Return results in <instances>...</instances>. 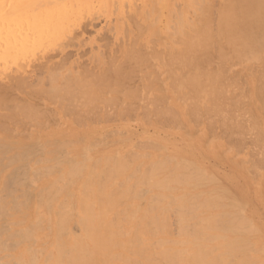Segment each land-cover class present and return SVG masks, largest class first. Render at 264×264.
Listing matches in <instances>:
<instances>
[{"label":"bare ground","instance_id":"obj_1","mask_svg":"<svg viewBox=\"0 0 264 264\" xmlns=\"http://www.w3.org/2000/svg\"><path fill=\"white\" fill-rule=\"evenodd\" d=\"M16 1L13 7L8 1L7 6H11L6 9L1 4L3 0L0 1L1 62L5 65L9 57L6 63L4 58L11 54L10 60L13 58L15 64L18 59L25 60L16 65L11 61L14 69L0 75V264H264L262 222L259 219L256 222L258 217L253 213L254 219L252 208L249 210L255 200L264 203V173L259 176L256 173L261 171L259 160L246 165L230 158L232 152L220 138L222 133L227 137L232 136L234 130L239 132L240 128L242 131L238 112L244 108L243 103L250 105L247 99H243L248 88L242 96L243 89L236 83L238 79L229 74L235 65L239 70L250 71L246 80L251 90L252 113L256 117L248 107L252 114L249 118L257 119L252 124L257 130L253 132H258L255 133L257 139L259 133L264 137V0H22L23 4ZM94 1L100 7V10L96 7L100 12L95 9L97 15L102 10L108 15L102 11L103 19L109 18L106 25L114 16L112 24L116 21L118 25L114 26L120 29L131 24L128 47L122 44L121 61L113 54L110 58L107 55V59L97 53V72H87L88 69L83 68L77 73L64 75L61 73L63 61L70 57L66 49L74 42L80 44V37L86 29L93 27L91 20L95 19H84L78 24L83 28L72 31L73 18L78 20V16L72 14L83 6L96 4ZM69 17H73L69 19L73 26L69 25L70 31L67 32L64 27ZM127 17L129 23L124 25ZM137 19L141 21L138 23ZM40 26L46 31L48 27L53 30L44 33ZM102 28L95 32L99 35L105 30ZM54 29L67 32V35L61 32L60 36L64 37L59 36L62 40L53 48L54 52L51 51L53 55L43 51L45 54L39 60L23 59L24 55L16 58L17 51L28 53L31 48H37L43 36L45 38L44 34L50 35L49 30L53 32ZM32 42L34 47L30 46ZM141 42L147 45L144 47ZM57 54H60L58 59H54ZM151 68L164 72L166 75L162 72L157 75H165V79L161 81L157 75L152 76ZM148 69L150 72L145 71L141 87L138 85L136 89L141 88L142 93L146 91L142 96L148 98L145 102L151 106L146 108L143 104L137 111L153 116L154 121L162 122L161 125L163 122L183 124L186 128L183 132L191 135L189 140L186 133H181L186 139L184 144L180 142L184 149L175 144V138L168 136L164 137L165 140H157L163 146L155 149V142V150L151 148L153 151L148 156L145 150V156L133 152L132 146H128L131 143L128 137V142L121 140L120 146L117 143L116 147L97 151L101 139H92L97 140V145L90 142V138L102 130L98 125L99 129L86 126L80 131H71L72 128L58 131L60 138L82 135L80 137L85 139L84 143L70 148L71 155L66 158L67 147L71 146L67 138L56 144L54 140L58 139L52 140L46 135L55 136L49 130L42 133H46L45 136L31 135L32 128L28 130L33 126L31 122L38 128L43 117V122L52 123L51 118L55 115L65 120L63 114L66 117L71 113L79 123L77 126L81 123L84 127V124L107 121L114 113L119 118L127 111L128 114L130 110L135 111L133 102L128 103L129 100L135 101L134 98H128H132L136 90L130 89L129 83L126 85L125 82L134 74L135 77L138 71ZM155 83L160 89L159 94L153 91L158 96L152 98L149 92ZM234 88H239L240 94ZM19 91L24 97H16ZM113 91L118 96L107 99L106 93ZM67 99L71 100L65 103ZM117 99L128 102L114 106ZM52 102L58 107L62 105V110L56 106L53 108L56 113L52 114L53 117L50 115L52 107H43ZM110 103L116 107L111 114ZM17 111L24 118L27 114L28 121L26 118L18 120ZM36 113L39 114L35 117L42 116L40 121L37 119L38 123L29 118ZM54 118L57 122V117ZM191 118L200 125L196 132ZM247 124L244 122L245 126ZM216 127L220 128L217 133L220 139L215 138L216 135L211 137L213 140H207V133L217 132ZM124 128L127 127L124 125ZM173 134L169 132L170 136ZM154 135L156 133L151 134ZM159 137L163 138L162 135ZM56 145L57 152L63 156L62 161L57 157L54 159L55 155L58 156ZM32 146L40 149H34V154L30 149ZM47 147H54V151ZM46 149H50L48 155L43 154ZM205 153H212L234 167V172L222 173L227 183L219 178L216 170L213 169L217 174L207 168L212 165V159ZM217 159H213L212 167L219 164ZM23 170L24 179L14 174ZM31 173L36 176L34 179L37 178L34 186L29 185ZM15 187L22 191L15 190L21 196L11 190ZM2 191L6 195L1 194ZM6 207L12 211L8 213L9 220L1 223L6 217L3 214L7 212ZM173 225L175 232L171 228Z\"/></svg>","mask_w":264,"mask_h":264},{"label":"rangeland","instance_id":"obj_2","mask_svg":"<svg viewBox=\"0 0 264 264\" xmlns=\"http://www.w3.org/2000/svg\"><path fill=\"white\" fill-rule=\"evenodd\" d=\"M1 1V0H0ZM11 2V1H13V0H3V3L1 2V4L4 6V9H6L5 7H10L11 5L9 4V6H7L8 5V3L9 2ZM15 1V0H14ZM14 1H13V3L11 2V4H12V7H13V4H14ZM20 4H23L22 3V0H17ZM16 1V2H17ZM5 2H6V4H5ZM8 2V3H7ZM15 2V3H16ZM23 2H25V1H23ZM96 1H94L93 3H95ZM17 4V3H16ZM6 5V6H5ZM95 5V6H94ZM2 6V7H3ZM14 6H16L15 4H14ZM17 6H18V4H17ZM94 6V7H93ZM86 8V9H84V8ZM83 7H81V9L79 8V10L81 11V13L80 12H78L79 10L77 9V11H75L76 13H78L77 15H76V13L73 15L72 14V16L74 17H76V16H78V17H76V19H78V20H80L81 18L83 19H81L80 21H78V20H76L75 21V18H73V17H69L68 18V21H69V19L71 18V20H72V18L74 19V21L72 20V22L74 23V26L71 24L72 22L71 21H69V23H68V21H65V22H67V23H65V27L64 28H67L66 29V31L68 32V31H70V27H69V25L72 27V31H79V29H81V28H83V25L82 26H80V27H78V24L82 21V22H84L85 20H89V18L90 19H92V18H95L93 21H95V23H96V21H97V23H96V27L94 26L95 25V23L91 20V22L93 23V27L91 26V27H89V28H92V29H86L85 30V32L83 33V35L80 37V39H81V42H80V44L78 45L76 42H74L73 43V45L71 44V47H69L68 46V49H66V51L70 54V57L67 59V60H64L63 61V68H62V70H61V73L62 74H64V75H69L70 74V72H73V73H77L78 71H81V69H83V70H85L86 71V69H88L87 70V72L88 71H92V72H97L98 70H99V66H98V64H97V60L95 59L96 58V54L98 53V54H101L102 56H104L105 58H107V55H108V58H110V56H111V54H113V56H116L115 58L117 59V57H119L117 60H119V61H121V58L120 57H122L121 55V53H122V50H123V46H122V44L124 43V45H125V48L126 47H128V29H130V26L129 25H131V24H128L129 22H128V17H127V19H125V20H127V21H125L126 23H124V25H126V24H128V25H126V26H128V28L126 27H124L123 29H120L119 28V26L117 27V26H114V25H118L117 24V22L115 21L114 23H116V24H112L113 23V21L115 20L114 19V17H113V14H112V16H109V17H111V19H112V17H113V20H111V22L110 23H108V25H106L107 24V19H109V18H106L105 17V19H103V16H104V14H102V11H101V14L103 15H101L100 13H99V15H97L98 14V12H96V10H100V7L97 5V2H96V4H93L92 6L91 5H86V6H83ZM98 9H97V8ZM3 9V8H2ZM84 10V12H83V10ZM96 9V10H95ZM126 9V8H125ZM87 10V11H86ZM98 10V11H99ZM90 13H89V12ZM127 11V10H126ZM85 12H86V14H85ZM100 12V11H99ZM104 12V11H103ZM82 13H84V14H82ZM91 15H89V14ZM105 13V12H104ZM82 15V17L80 16V15ZM96 14V15H95ZM105 15H107L106 13H105ZM71 16V15H70ZM84 16H87L86 18L84 17ZM100 18H99V17ZM108 16V15H107ZM84 17V18H83ZM97 17V18H96ZM102 17V18H101ZM85 19V20H84ZM98 19V20H97ZM103 20H105V22L103 21ZM138 20V23L141 21L140 19H137ZM103 23H104V25H103ZM67 24H68V26H67ZM75 24H77V25H75ZM100 24V25H99ZM50 27H52L50 24H48ZM47 25V26H48ZM99 25V26H98ZM42 26H44L45 27V25H42ZM42 26H40L41 27V30H43L44 31V33L45 32H48V29H51V28H49L48 27V29H47V31H46V29L44 28V27H42ZM67 26V27H66ZM103 26V28H102V30L103 29H105V30H103L104 32H102V30H101V32L102 33H100V34H102V35H98L96 32H95V30L96 29H100L101 27ZM100 27V28H99ZM56 28V27H55ZM107 28V29H106ZM41 30H40V32H41ZM51 30H53V29H51ZM62 30H63V28H62ZM126 30V31H125ZM43 31H42V36H43ZM97 31V30H96ZM40 32H38L37 34L38 35H40L39 33ZM49 32L51 33L50 35H49V33L46 35V34H44L45 35V38H47V39H45L44 38V36H43V41H42V39L40 40V42H42V43H40L38 46H37V48L35 47V48H29L30 49V51H28V47L29 46H27V51H28V53L27 52H25V51H21V50H19V51H17L16 53H18V54H15V56H17L16 58L18 59V58H20L22 55H24L25 57H23V59H25V58H32L31 60L32 61H34V59L36 60H39L40 59V57L42 56V55H44L45 53L44 52H46V51H49L50 53H51V51H53L54 49L53 48H55L56 46H59V44L61 43V38H60V40H59V36H60V34H63L64 33V35H67V32H64V31H61L60 30V32L58 31V29L55 31V29H54V31L52 32V31H50L49 30ZM61 32H63V33H61ZM125 32H126V34H127V36H125ZM53 33H57V35L58 36H56L55 34H53ZM66 33V34H65ZM103 33H105V34H103ZM124 33V34H123ZM55 35V37H57V40H56V38L53 36V35ZM38 35H37V37H38ZM52 35V37H50ZM64 35H62V36H60V37H64ZM119 35V36H118ZM42 36H39L40 38H42ZM47 36H49V38L47 37ZM125 36V37H124ZM36 37V38H37ZM66 37V36H65ZM38 39V38H37ZM39 40H37L38 42H39ZM58 40L60 41L59 43H57L58 42ZM94 40H95V42H94ZM118 40V41H117ZM36 41V40H35ZM36 41V42H37ZM138 41H143L142 39H139ZM34 42V41H33ZM33 42L31 43L32 45H30V46H33L34 47V45H33ZM143 45L144 44H146V43H143V42H141ZM37 45V44H36ZM35 45V46H36ZM120 45V46H119ZM147 45V44H146ZM146 45H144V47L146 46ZM122 46V47H121ZM140 46V45H139ZM142 46V45H141ZM142 48V47H141ZM26 49H24V50H26ZM112 49V50H111ZM121 51H120V50ZM143 50H144V48H142ZM146 49H148V46H147V48ZM145 49V50H146ZM56 50V49H55ZM44 51V52H43ZM21 54H20V53ZM54 52V51H53ZM94 52V53H93ZM115 54H114V53ZM39 53V54H38ZM110 53V54H109ZM120 53V54H119ZM20 54V55H19ZM27 54V55H26ZM56 54V53H55ZM12 55V54H11ZM11 55H7L6 56V58H4V62L5 61H7L6 59H7V57H9L8 58V62H9V64H7L6 62V66L4 65V64H2L3 62H1V61H3V60H1L0 59V75H5V74H7L8 72H10L12 69H14V67H15V65L17 64V63H21V62H23V61H25V60H20V59H18V61H17V63L15 64L14 63V59L12 58V60H10L11 59ZM14 55V54H13ZM18 55H19V57H18ZM51 55H53V53H51ZM60 55V54H59ZM59 55L57 54V55H55V57L56 58H54V59H58V57H59ZM100 55V56H101ZM118 55H120V56H118ZM36 56V57H35ZM101 56V57H102ZM15 58V57H14ZM39 58V59H38ZM107 58V59H108ZM10 60V61H9ZM31 60H29V61H31ZM94 60V61H93ZM96 60V61H95ZM11 61H13V63L15 64H13ZM15 61V62H16ZM26 61H28V59H26ZM9 65V66H8ZM86 68V69H85ZM239 68V66L238 65H235V67H232L231 68V70L229 71V74H230V76L233 78V77H236L237 79H238V81H236V83L238 84L237 86H239V84H240V89L242 90L243 89V91L241 92V90L239 89H237L236 90V88H234V90H236V91H238L239 92V94H240V92H241V94H242V96H243V94H244V91L247 89V90H249L248 91V93H247V90L245 91V93H247V95L245 94L244 96L245 97H243V99H247L246 100V102L248 103L249 102V104L250 105H248L247 106V104L246 103H243V102H241V103H243V107L245 108V107H247V109L246 110H248V107H249V110H251V113L252 112H254L253 111V106H252V104H251V100H250V93H251V90L249 89V85L247 84V77L249 76V74H250V71L249 70H247V69H244V70H239L238 69ZM152 70H153V72H151L152 73V76H154V75H157L158 73H160V72H162L161 70H159V71H154V69L153 68H151ZM150 69H148V70H142V71H138L137 73H136V78L134 77V75H133V78H131V79H127L126 80V82H125V84L126 83H129V85H127V86H129V87H131L130 89H133V90H136V93H133V95H132V98L130 97V98H128V99H133V100H135V101H131V100H129V102L127 101V100H125V102H128V103H130V102H133V104H134V106H136V110L135 111H131L130 110V112H129V114H128V111L126 112V114H124V115H121L119 118H117V115L114 113L115 111V108L116 107H114V106H118V104L120 105L121 103H123L124 102V100H123V102H121V98L118 100L117 99V103L116 102H114V103H112V104H114V106L112 105L110 108H109V113L111 112L112 113V109H113V113H114V115H112L111 113V116L109 117L110 119L108 120V118H107V121H104V122H98V120H92V121H97L98 122V124H96V122L95 123H93L92 121H90L89 123H91V124H84L85 126L83 127V124L81 125V123H80V126L78 127L77 125L79 124V123H77L76 122V119L73 117V114H67V116L65 117V114H63V117L62 118H67V119H65V120H61L60 118H59V116L58 115H55L53 112V108L56 106L57 108H61V110H62V105L60 104V107H58L57 106V104H55V102L53 103L52 102V104L50 103V104H47V105H44L43 107L45 108L46 107V109H50L51 107V111H52V113L50 114V110H48L49 111V113L48 114H50L51 116H52V114H54L57 118H56V120H58L57 122H59V123H57V122H55V116L53 117V118H51V117H49L48 118V120L51 118V120H52V123H45V122H43V120H45V118L43 119L42 118V116H41V118H42V120H41V118L40 117H37L38 116V114L36 113V114H34V115H30L29 116V118L31 117V118H34V119H36V120H34V121H36L37 122V119L40 121L41 120V123L39 122V124H40V126L38 125V128H35V127H37V126H35L32 122L30 123L31 125H33V126H35V127H29V129L28 130H30V128H32L30 131H31V133H29V134H31V135H33L34 133H35V135H37V134H40V135H42V136H45V134L46 133H48L49 131H50V134H51V132L52 133H54L55 134V136H57L58 135V131L59 130H65V131H70L68 128H72L71 129V131L72 130H77V131H80L81 129H84V128H87L86 126H88V127H95V128H97V129H99V128H102V130L101 131H99V132H97V134L95 133V135H93L92 136V138H90V142H92V141H94V142H96L97 140H100V143H99V146H97L96 147V149H97V151H102V150H106L107 148H111V147H116V145H117V143H118V145L117 146H120L121 144H122V142H121V140H123L124 142H128L127 140H128V138H130V140L129 141H131V143L129 142V144H128V146H132V150H133V152H135V151H137L138 152V155H139V153H141V154H143L145 151L147 152V153H145V154H147L146 156H148L149 155V153L150 152H152L153 151V145H154V143H155V145H156V147H155V149H157V148H159L160 147V145L161 146H163L162 144H160V143H158L157 142V140L158 141H161V140H165L164 139V137L166 138V137H172V138H175V141H177V142H175V144L179 147L180 146V148L181 149H184L183 148V145L181 144V143H183L184 144V142H185V136L187 137V139H189L190 140V137H191V135H189V134H187V131L185 132L186 133V135L184 136V132L183 131H185L184 129H186L185 127H183L181 124H180V126H178V125H175V123H169V122H163V124L161 125V123H160V121H154V120H156L153 116H149V115H147V114H144V113H138V111H137V108H140L141 109V106L144 104V106L146 107V108H148V107H150L151 105L150 104H148L147 105V102H145V101H148V98H147V100L145 99L146 97H145V95H144V97L142 96L143 95V93L144 92H146L145 90H143V93L140 91V89L141 88H138V89H136V86H138V85H140V87H141V79L143 78L142 77V75H144V73H145V71L146 72H150L149 71ZM140 72V73H139ZM163 74H165L164 72H162ZM162 73H160V75H162ZM139 74V75H138ZM45 75V74H44ZM166 75V74H165ZM164 75V76H165ZM164 76H159L158 77V75H157V77L159 78V80H161L162 81V79H165V77ZM133 80V81H132ZM241 83H240V82ZM239 82V83H238ZM235 83V84H236ZM155 85V86H154ZM153 86H154V88L152 87V90L149 92L150 94V96L152 97V98H155L156 96H158L157 94H159L158 92V90L160 89V85L159 84H157L156 85V83L154 84ZM126 86V87H127ZM241 86H242V88H241ZM135 88V89H134ZM140 91V92H139ZM153 91H155L157 94H155ZM235 91V93H237ZM21 91H19V93L17 92L16 93V97L17 98H20V96H21V98L22 97H24V94L21 92ZM151 92H153V94L155 95H153ZM111 94V95H110ZM114 94H116L114 91L113 92H111V93H108V95H107V93H106V97H107V99H111L110 97H112V98H115L114 96H118V95H114ZM145 94V93H144ZM134 95H137V97H134ZM70 96V95H69ZM105 96H104V98H105ZM154 96V97H153ZM247 96H248V98H247ZM103 97V96H102ZM109 97V98H108ZM144 100H143V99ZM242 98V97H241ZM241 98H240V101H242L241 100ZM71 99H67L66 101H65V103H67L68 101H70ZM64 101V100H63ZM62 101V102H63ZM143 101H144V103H143ZM31 102H33V101H31ZM125 102H124V104H125ZM240 103V102H239ZM246 104V105H245ZM100 105V104H99ZM123 105V104H122ZM150 105V106H149ZM41 106V105H40ZM49 106V107H48ZM138 106V107H137ZM242 106V105H241ZM250 106H251V108H250ZM43 107H41L42 109H43ZM114 107V108H113ZM242 107V108H243ZM144 108V107H143ZM243 108V109H244ZM46 109L44 110V112L46 111ZM240 109H241V107H240ZM243 109H241V111L240 112H238V117H239V119H238V117H237V119H238V122H240V124L242 125L241 127L243 128H241V130L242 131H240V128H239V132H237L236 130H234L235 132L232 134V136L231 135H228L227 137L226 136H224L223 135V133L222 134H220L221 136H223V137H221L220 136V138H221V140H222V142L225 144V146L227 147V149H229L231 152H232V155H234L235 157H232V155H231V157L230 158H236L235 160H237V161H239L240 163H243V164H246V165H252V164H254V162L255 161H258L259 162V168H261V171H259L258 170V172H256L257 174H258V176H259V174H263L264 172V166L263 167H260V165L261 164H263L264 165V162H261V160H263L264 159V141H262L263 139H264V137H262V135L259 133V135L262 137V138H260V136L258 135V139H261V141L259 140V141H256V140H258L257 139V135H255V133L257 134L258 132H253V130L254 131H257L256 130V127H254L252 124L253 123H256L257 122V119H255V118H253V119H251V118H249L250 116L249 115H252L253 117L255 116V114L254 113H252V114H250V112H249V110L248 111H246L245 109H244V111H243ZM60 110V109H59ZM111 110V111H110ZM246 111V112H245ZM18 113H17V115H19L18 117H19V119L18 120H21V118H24L22 115H20V113H19V111H17ZM24 112H22V114H23ZM241 113V114H240ZM243 113V114H242ZM248 115H247V114ZM17 115H16V119H17ZM35 115H37L36 117H35ZM49 115V116H50ZM62 115V114H61ZM130 115V116H129ZM131 115H133V118H132V116ZM240 115V116H239ZM22 116V117H21ZM25 116V115H24ZM70 116V117H69ZM245 116V117H244ZM251 116V117H252ZM127 117H129V118H127ZM146 117V118H145ZM256 117V116H255ZM26 120H27V114H26ZM24 118V119H25ZM28 118V119H29ZM115 118V119H114ZM117 118V119H116ZM146 120H145V119ZM240 118H242V120L240 119ZM249 118V119H248ZM136 119V120H135ZM141 119V120H140ZM69 120H70V122H69ZM192 120V121H191ZM240 120V121H239ZM249 120H254V121H249ZM28 121V120H27ZM54 121V122H53ZM139 121V122H138ZM143 123H142V122ZM190 121L192 122V125H193V128H195V130H194V132H196V129H198L199 127H200V125H198V121H194V119H190ZM245 122V125L247 124V122L249 123V124H247V126H245L244 125V122ZM154 122V123H153ZM159 122V123H158ZM38 123V122H37ZM124 123V124H123ZM45 124V125H44ZM49 124V125H48ZM53 124V125H52ZM71 124V125H70ZM73 124V125H72ZM76 124V125H75ZM110 124V125H109ZM123 124V125H122ZM150 124V125H149ZM30 125V126H31ZM44 125V126H43ZM75 125V126H74ZM90 125V126H89ZM92 125V126H91ZM100 127H99V126ZM121 125V126H120ZM124 125L127 127V128H124ZM160 126V128H159V126ZM243 125H244V127H243ZM249 125V126H248ZM41 126H43V127H41ZM46 126H49V127H46ZM251 126H252V128H251ZM27 127V126H26ZM52 127H54L53 129H52ZM99 127V128H98ZM104 127V128H103ZM121 127V128H120ZM153 129H152V128ZM165 127V128H164ZM171 127H175L176 128V130H175V128L173 129V128H171ZM182 127V128H181ZM28 128V127H27ZM40 128H42V129H40ZM43 128H45V129H43ZM56 128H57V130H56ZM75 128V129H74ZM115 128H117V130L115 129ZM119 128L120 129H122L123 130V132L121 131V130H119ZM169 128H171V129H169ZM47 129V130H46ZM67 129V130H66ZM115 129V130H114ZM124 129H125V133H124ZM129 129H130V131H129ZM136 131H135V130ZM169 129V130H168ZM180 129V130H179ZM215 129V128H214ZM219 129L220 128H218V127H216V131L217 132H211L210 131V129H208L210 132H208L207 131V129H206V131L208 132L207 134L209 135V137L207 136V137H205L206 139L208 138V139H212L213 140V138H211L212 136H216L215 138H219V134H217L218 132H220L219 131ZM28 130H25V131H27L28 132ZM38 130H40L39 131V133H38ZM49 130V131H48ZM106 130V131H105ZM114 130V131H113ZM119 130V131H118ZM135 132H134V131ZM148 130V131H147ZM29 131V132H30ZM45 131H47L45 134H42V133H44ZM55 131H57L56 133H55ZM103 131H105V133L103 132ZM129 131V132H128ZM144 131V132H143ZM152 131V132H151ZM153 131H154V133H153ZM162 131V132H161ZM167 131V134L165 133ZM180 131V134L179 133H177V132H179ZM13 132H15V131H13ZM24 132V131H23ZM101 132V133H100ZM103 132V133H102ZM151 132V133H150ZM169 132L171 133L172 132V134L173 133H175V134H173V135H169ZM242 132L244 133V134H242ZM12 133V132H11ZM114 133V134H113ZM131 133V134H130ZM133 133V134H132ZM145 135H144V134ZM156 133V135H154L155 137H152L151 136V134L153 135V134H155ZM181 133H184V134H182L181 135ZM118 134V135H117ZM141 134H143V135H141ZM159 134V135H158ZM164 134L166 135V136H164ZM213 134H215V135H213ZM28 135V134H27ZM47 136H50L51 138H52V140H54L53 138H55V139H58V140H54V141H56L55 143L56 144H58V142L59 141H61V140H63L64 141V139L65 138H67V142H68V140L69 141H71V143L70 142H68V145H70L71 144V146H69V147H67V149H68V151H69V149L70 148H72L73 146H76V145H79V144H81V143H84L85 142V139H84V136L83 137H80V136H82V135H73V136H75V137H73V136H71V135H66V136H64L65 138H60V136L58 137H55L53 134L52 135H49V134H46ZM108 137H107V136ZM130 135H133V136H130ZM141 135V136H140ZM147 135H148V137H149V139L147 138ZM160 135H162L163 136V138H160L159 136ZM178 135L179 136H183V137H180L181 139H182V141L180 140V138L178 137ZM205 135V134H204ZM53 136V137H52ZM143 136V137H142ZM146 136V138H144ZM230 136V137H229ZM76 137H80L78 140L76 139ZM98 138L97 140H92V139H94V138ZM124 137V138H123ZM128 137V138H127ZM133 138V141H132V138ZM160 138V140H159V138ZM177 137H178V140H177ZM224 137H226V138H224ZM255 137H256V139H255ZM74 138V139H73ZM104 138H106V139H104ZM123 138V139H122ZM156 140H155V139ZM172 138H169V140L170 139H172ZM219 138V139H220ZM230 138V139H229ZM232 138V139H231ZM127 139V140H126ZM151 139V140H150ZM207 139V140H208ZM74 140V141H73ZM82 140H84V141H82ZM126 140V141H125ZM138 140V141H137ZM206 140V141H207ZM53 141V142H54ZM73 141V142H72ZM82 141V142H81ZM116 141V142H115ZM153 141V142H152ZM173 141V140H172ZM184 141V142H183ZM65 142H66V140H65ZM66 142V143H67ZM94 142H93V144H94ZM103 143V145H101L102 143ZM106 142V143H105ZM132 142H134V143H132ZM138 142V143H137ZM181 142V143H180ZM78 143V144H77ZM106 145H105V144ZM108 143V144H107ZM121 143V144H120ZM137 143V144H136ZM152 143V144H151ZM178 143H180V145L178 144ZM255 143H258L257 145L255 144ZM76 144V145H75ZM96 144H97V142H96ZM96 144H95V146H96ZM116 144V145H115ZM98 145V144H97ZM108 145V146H107ZM111 145H113V146H111ZM115 145V146H114ZM135 145V146H134ZM134 146V147H133ZM144 146H145V148L146 149H144ZM35 147V146H34ZM102 147V148H101ZM136 147V148H135ZM47 148H51V147H47ZM57 145L55 146V151L57 152ZM142 148V149H141ZM150 148V149H149ZM151 148H153L152 150H151ZM30 149H32L33 150V152L35 151V150H39L38 148H33V146L30 148ZM35 149V150H34ZM53 149V151H54V147L53 148H51V150ZM95 149V148H94ZM127 149V148H126ZM130 149V148H129ZM154 149V150H155ZM47 150V149H46ZM48 150H50V149H48ZM48 150L46 151V153L44 152L43 154H47V152H48ZM60 150V149H59ZM132 150L130 149V151L132 152ZM143 150V151H142ZM145 150V151H144ZM196 150H199V149H197L196 148ZM37 151H36V154H37ZM62 151H63V149H62ZM30 152H32V151H30ZM30 152H28V153H30ZM51 152V151H50ZM56 152H55V154H56ZM64 152H65V150H64ZM63 152V153H64ZM71 151H69L67 154H66V152H65V154L66 155H64V156H66V158L69 156V155H71V154H69ZM133 152H132V154H133ZM58 153V152H57ZM59 153H60V151H59ZM58 153V156L57 155H55V157H54V159L57 157V159L58 160H61V159H63V156L62 155H60ZM34 154H35V152H34ZM54 155V153H49V155ZM61 154H62V152H61ZM134 154H136V153H134ZM140 154V155H141ZM208 155L207 157L208 158H211L212 160V165L210 164V165H208V169L209 170H211V171H214V170H216V172L218 173H216L215 171V173L219 176V178L224 182V183H227L226 181V179H225V177H223V176H225V175H227V174H230V172L231 171H235V169H234V167H232V165H229L228 163H226V162H223L222 160H219V159H217L216 158V155H214V154H212V153H205V155ZM48 155V154H47ZM50 155V156H51ZM59 155H60V157H59ZM137 155V154H136ZM144 155V154H143ZM204 155V156H205ZM49 156V157H50ZM134 156V155H133ZM145 156V155H144ZM212 156V157H211ZM137 157V156H136ZM213 157H215V158H213ZM52 158V157H51ZM215 159H217L218 160V162L217 163H221V165L222 164H224V166L222 167L221 165H217L216 166V163H215V167H212V166H214V164H213V162H215L214 160ZM62 161V160H61ZM264 161V160H263ZM205 165V164H204ZM207 165V164H206ZM219 166V167H218ZM216 168H218V170L216 169ZM214 169V170H213ZM220 169V170H219ZM225 169V170H224ZM227 169V170H226ZM232 169V170H231ZM250 169H252V167L250 168ZM27 171H29V169L27 168L26 169ZM222 170H224L223 172H222ZM228 170H229V173H227L228 172ZM263 170V171H262ZM252 171V170H251ZM250 171V172H251ZM30 172V171H29ZM224 172H226V173H224ZM253 172V171H252ZM222 173H224L225 175H222ZM232 173V172H231ZM254 173V172H253ZM14 174L17 176V177H19L20 178V176H21V178H23L24 179V170L23 171H15L14 172ZM32 174V179L30 180V184L29 185H36V182H37V178L36 179H34L33 177H36L33 173H31ZM255 174V173H254ZM254 174H250V175H253V177H254ZM257 174H255V175H257ZM221 175H222V178H221ZM254 178H257V176L256 177H254ZM35 181H34V180ZM34 182H33V181ZM25 181V180H24ZM26 182H28V181H26ZM32 186V187H33ZM10 190V189H9ZM11 190H17V191H21L20 189H19V187L18 188H12ZM6 191V190H5ZM8 191V190H7ZM19 192H17L16 193V191H15V194H17V195H20V193ZM22 192V191H21ZM19 193V194H18ZM1 194H3V195H6L5 194V192H1ZM8 194V193H7ZM22 194V193H21ZM23 195V194H22ZM21 196V195H20ZM19 196V197H20ZM20 199V198H19ZM143 199V198H142ZM142 201V200H141ZM142 203V202H141ZM143 204H144V201H143ZM253 204V205H252ZM252 208V209H251ZM255 208V209H254ZM7 209V210H6ZM252 210L251 212H252V214L254 213L255 215H256V217H258L257 218V221L256 222H258V219H259V221H261L262 222V224L260 225V222L258 223L259 225H260V227L261 226H263V233H264V203L263 202H261L260 200H255V201H253L251 204H250V208H249V210ZM5 211H7V212H4L3 214H5L6 215V217H5V215H4V217L5 218H2V220H1V223L2 222H4L5 220H9V214L8 213H10L12 210L10 209V208H8V207H6L5 209H4ZM256 212V213H255ZM7 213V214H6ZM253 214V217H254V219L256 218L255 217V215ZM7 222V221H6ZM173 224V223H172ZM4 225H6V223L4 224ZM175 225V224H174ZM171 226V228L172 229H174V231L173 232H175V230H176V228H175V226ZM8 226H9V224H8ZM261 229H262V227H261Z\"/></svg>","mask_w":264,"mask_h":264}]
</instances>
